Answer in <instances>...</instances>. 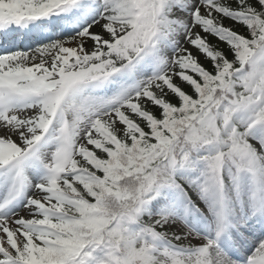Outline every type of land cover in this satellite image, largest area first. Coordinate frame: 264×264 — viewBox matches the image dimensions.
<instances>
[{"label": "snow or ice", "instance_id": "6c2138e0", "mask_svg": "<svg viewBox=\"0 0 264 264\" xmlns=\"http://www.w3.org/2000/svg\"><path fill=\"white\" fill-rule=\"evenodd\" d=\"M0 264H264V0H0Z\"/></svg>", "mask_w": 264, "mask_h": 264}]
</instances>
